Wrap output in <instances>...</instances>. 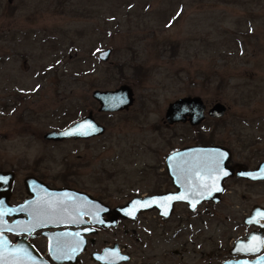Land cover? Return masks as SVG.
Segmentation results:
<instances>
[{"label": "rangeland", "instance_id": "1", "mask_svg": "<svg viewBox=\"0 0 264 264\" xmlns=\"http://www.w3.org/2000/svg\"><path fill=\"white\" fill-rule=\"evenodd\" d=\"M106 49L111 65L97 57ZM1 57L0 99L34 102L28 135L16 116L0 119V130H13L3 147L18 156L20 179L33 175L94 196L108 190L114 206L170 189L164 157L195 140L264 160V0H0ZM121 85L132 88L133 106L99 114L92 92ZM189 96L207 109L222 103L225 117L217 126H168V104ZM90 112L106 129L102 137L43 140ZM231 186L264 199V185ZM239 199L201 206L191 217L178 207L180 245L194 249L192 264H208L206 253L220 264L221 252L247 231L243 217L256 198Z\"/></svg>", "mask_w": 264, "mask_h": 264}, {"label": "water", "instance_id": "2", "mask_svg": "<svg viewBox=\"0 0 264 264\" xmlns=\"http://www.w3.org/2000/svg\"><path fill=\"white\" fill-rule=\"evenodd\" d=\"M110 53V49L100 52L99 60L107 62ZM91 97L99 104V112L107 113L127 110L134 101L133 92L126 85L115 90H95ZM205 110V104L200 97H183L168 105L165 119L169 124L188 121L192 126H198L205 119ZM225 112V106L216 103L208 111V116L221 118ZM103 133L104 128L98 125L89 114L68 127L46 133L44 139L62 142L90 139ZM228 160L229 152L219 147H191L170 155L166 159L167 172L178 190L177 193L135 198L124 206L113 210L115 219L134 218L138 212L154 209L161 211L163 216L167 217L172 204L176 202L185 204L188 210L193 212L204 202L217 203L218 195L222 191V182L229 177L235 175L247 180H264V163L259 164L252 171L239 168L236 173H233L225 164ZM225 173L227 174L225 175ZM26 183L32 197L18 208L16 214L23 213L28 216L22 224L25 227H30V229L79 227L82 225L80 219L84 215L90 216L92 219V212H95L98 206H103L99 201L82 192L71 189H51L34 178H30ZM258 220L264 221V209L254 208L249 216L243 220V224L248 227H262L257 222ZM79 232L83 233V231ZM47 235L49 238V255L57 263L74 264L77 257L85 249L83 237L72 231L52 232L47 233ZM261 244L262 237L260 235L256 237L250 234L245 238L237 239L229 252L231 256L255 255L258 253ZM94 258L108 264H116L126 259L125 257L119 258L111 249L104 250L101 255H95ZM0 264L47 263L32 247L10 245L6 240L0 238ZM221 264H264V255L250 261L246 259L229 260Z\"/></svg>", "mask_w": 264, "mask_h": 264}, {"label": "flooded vegetation", "instance_id": "3", "mask_svg": "<svg viewBox=\"0 0 264 264\" xmlns=\"http://www.w3.org/2000/svg\"><path fill=\"white\" fill-rule=\"evenodd\" d=\"M111 50V49H110ZM104 51V50H103ZM102 52V51H101ZM100 53V52H99ZM98 53V55H99ZM112 53V51H111ZM110 53V56H111ZM97 55V57H98ZM108 58L107 62L112 64ZM2 57L0 58V60ZM99 60V57H98ZM100 61V60H99ZM101 62V61H100ZM122 86V85H121ZM128 86V85H126ZM130 87V86H128ZM131 88V87H130ZM132 90V88H131ZM133 92V90H132ZM134 101L132 105L124 111H118L114 113L99 112V104L97 112L99 114L114 115L116 113L127 112L135 103V96L133 92ZM0 119L8 120L11 116H16V122L21 126V132L28 135L32 131L33 123V114L34 107L33 101L28 96L21 95H11L0 99ZM172 103V102H171ZM219 103V102H216ZM215 103V104H216ZM170 104V103H169ZM168 104V105H169ZM222 104V103H221ZM214 105V104H213ZM212 105V106H213ZM211 106V107H212ZM168 107V106H167ZM205 119L198 126H192L188 121L185 123L177 122L174 124H169L165 119V123L168 126H188L193 129H198L200 127H205L207 123L211 125L214 124L217 126L218 121L225 117V114L221 118H211L208 116V111L211 109L205 105ZM226 108V107H225ZM167 110V109H166ZM227 111V109H226ZM166 113V111H165ZM91 114L93 120L100 126L104 128V133L100 136H96L90 139H78V140H66V141H88L96 138L102 137L106 129L103 125L99 124L96 119L93 117V114L90 112L83 118ZM83 118L79 119L82 120ZM207 118L209 120H207ZM78 120V121H79ZM77 122V121H76ZM75 123V122H74ZM224 126V125H223ZM61 130V129H59ZM16 131V130H15ZM57 131V130H53ZM13 130H0V213H3L0 216V238L6 240L10 245H26L32 247L47 264H61L54 261L49 255V238L47 233L52 232H63V231H72L74 233H79L81 237L85 240V249L81 253L74 264H108L101 262L98 258L95 259V255H101L104 250L111 249L115 251L116 255L119 258L125 257L124 261H121L116 264H182L181 256L183 258L187 256L188 261L186 264H192L194 259V249L191 247L189 242H184L180 245V220L177 216V210L180 205L186 207L189 217L192 214L197 213V209L201 206H218L224 201H227L229 198L234 200L238 193L240 194L239 202L250 201L249 198L254 197V203L248 214L244 215L243 220L249 216L250 212L255 208L264 209V199L258 201L259 194L257 195H248L245 192H239L234 190L231 184L242 183L246 186L247 189H252V187H259L264 185V180H247L243 178H238L235 175L225 179L222 182V191L218 195V202L214 203L212 201L204 202L199 205L195 211L191 212L188 210L187 206L183 203L176 202L172 204L171 211L167 217L163 216L161 211L154 209L148 211H141L136 214L134 218H117L115 219V214L113 210L117 207L124 206L129 201L135 198H146L152 196H159L165 194H174L177 193V188L173 185L172 180L167 172L166 159L177 152L183 151L191 147H219L226 149L229 152V160L225 164L229 166L233 173H236L238 169H244L248 171L255 170L259 164L264 163L262 161H256L252 156H242V154H235L234 150L223 145L213 144L209 140H195L192 145H186L182 147H177L173 149L169 154L164 157V172L166 179L170 182V189H163L151 194H134L130 196L129 199L121 204H116L112 206L109 204V199L111 192L108 190H101L102 195L94 196L86 191L71 188L68 185L61 187H52L43 180L38 179L33 175H26L23 178H19V159L18 156L8 149V147H3L4 143L11 142V134ZM51 132V131H50ZM17 133V132H15ZM48 133V132H46ZM45 133V134H46ZM43 135V140L44 139ZM26 137V136H24ZM51 142V141H46ZM63 142V141H62ZM10 154L9 155L8 151ZM256 164V165H254ZM30 178H34L42 184L46 185L51 189H71L78 192H82L90 196L92 199L99 201L103 206H98L95 209V212H92V219L90 216L84 215L80 221L82 225L79 227H59V228H39V229H30V227L23 226L22 222L26 221L28 216L23 213H17L18 208L24 204L26 201L31 199L32 195L29 194V188L27 187V181ZM238 191V192H237ZM260 202V203H259ZM104 207V209H103ZM107 208V209H105ZM103 210V211H102ZM12 214H11V213ZM15 212V213H14ZM245 214V213H243ZM151 219H150V218ZM261 226H244L247 231L243 236L239 238H245L250 234L262 237V244L257 254L251 255H237L231 256L230 249L234 244V241L231 246L221 252L220 264L229 260H254L262 255H264V221H257ZM114 223V225H112ZM79 231H83L79 232ZM238 238V239H239ZM247 241V239H246ZM205 263L210 264L211 261L216 258L211 259V253L203 254ZM207 259V260H206ZM62 264H71V263H62Z\"/></svg>", "mask_w": 264, "mask_h": 264}, {"label": "snow or ice", "instance_id": "4", "mask_svg": "<svg viewBox=\"0 0 264 264\" xmlns=\"http://www.w3.org/2000/svg\"><path fill=\"white\" fill-rule=\"evenodd\" d=\"M227 173H225V175H226ZM137 203H139V202H137ZM3 215V213H0V216H2ZM76 235H79L78 233L76 234ZM58 246H60V245H58ZM58 259L60 258V257H57Z\"/></svg>", "mask_w": 264, "mask_h": 264}]
</instances>
